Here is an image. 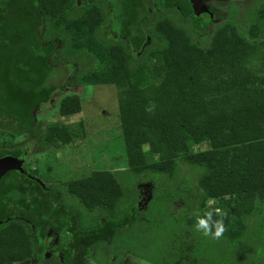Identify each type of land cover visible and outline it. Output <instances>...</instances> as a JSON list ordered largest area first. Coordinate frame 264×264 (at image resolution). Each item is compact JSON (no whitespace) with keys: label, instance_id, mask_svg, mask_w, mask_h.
<instances>
[{"label":"trees","instance_id":"obj_1","mask_svg":"<svg viewBox=\"0 0 264 264\" xmlns=\"http://www.w3.org/2000/svg\"><path fill=\"white\" fill-rule=\"evenodd\" d=\"M208 10L196 15L189 0H0V129L51 148L70 134L64 126L43 128L34 111L69 86L114 85L130 168L122 182L127 186L132 177L145 175L149 183L138 189L135 202L126 189L129 200L117 207L124 188L111 172H93L62 189L51 187L46 195L40 185L30 186L40 191L38 197L36 191L18 193L26 174L6 173L0 188V264L47 263L52 257L59 264L100 259L114 264L125 253L164 264L171 247L160 246L166 236L163 243L172 242L182 257L234 264L220 242L236 247L252 217L264 236V7L253 11L248 37L224 27L202 46L183 28L192 30L190 16L201 25L214 20ZM56 73L63 75L60 85L51 81ZM81 111V99L70 96L58 113L70 117ZM29 151L26 145L2 146L0 159L25 158ZM145 155L151 163H144ZM178 160L194 181L183 174L178 190L184 198L174 193L171 202L155 200L154 182L175 177ZM191 187L193 193L186 194ZM141 191H148L146 202ZM3 199L17 209L3 212ZM195 201L216 205L206 211L202 205L187 216ZM177 203L186 204L183 213L170 209ZM217 208L223 226L234 224L236 235L224 232L212 245L176 234L183 223L191 228ZM50 234H57L58 246L45 251Z\"/></svg>","mask_w":264,"mask_h":264},{"label":"rangeland","instance_id":"obj_2","mask_svg":"<svg viewBox=\"0 0 264 264\" xmlns=\"http://www.w3.org/2000/svg\"><path fill=\"white\" fill-rule=\"evenodd\" d=\"M204 1L215 19L212 21L208 20L204 25H201L194 16H190L192 30L187 29L186 27L183 28L195 43L201 44L202 46H206L208 40L210 41L211 36L224 27L234 29L238 31L241 36L248 37L247 30L253 23V11L257 10L259 7H264V0ZM152 33L153 32H150V35ZM155 40H157L156 46H160L161 41L158 38ZM259 41L260 40L257 39L251 42L257 44ZM151 43L152 41H150V44ZM74 46V48H76L75 44ZM64 76L66 77V74H64ZM62 77V74L56 73L51 81L54 80V84L60 85L64 81ZM118 95L119 90L114 85H85L81 87L69 86L64 92H57L53 94L51 101L48 104L38 107L34 111V115L43 128L64 126L67 128L70 135L65 136L63 141L55 139L51 148L40 149V146L37 143L29 142L27 137L24 135H15L9 130L0 129V147H22L24 145L30 147L29 154L22 162V170L26 174H29V172L33 173L37 176L38 182L42 183L44 186L58 187L62 189L61 187L65 183L71 180L88 177L93 172H111L116 175L119 183L122 184L125 194L123 198L115 201L116 206H124L128 202L129 199L126 197L128 191H126V189H128L129 193L133 195L132 198L135 202V195L138 189L143 187L146 182V185L149 184L148 180H145L148 176L145 177V175H141L132 177L135 179L127 186L122 182L125 178H129L127 175L129 174L128 172L130 171V168L128 166L124 139L120 129ZM70 96H78L81 99L82 111L80 114L74 116L61 117L58 113L60 104L66 97ZM205 146L203 145L202 149L205 148ZM198 149L201 150L200 147ZM44 150H46V152H40ZM143 161L144 163H151L152 160L150 157H146L145 155ZM177 165L176 176L173 177L175 179L171 176L167 178L164 176L160 183L149 180V182L152 181V183H155L153 190L155 200L163 198L171 202L172 199L176 197L175 194L184 198L182 195L184 191H180L182 193L180 194L178 187L183 174H189L188 168L183 161L178 160ZM124 171L127 172L124 173ZM189 175L194 181L193 177H195V175ZM152 177L156 180L160 179L159 175H153ZM60 189L59 191H61ZM193 191V187H191L190 190L185 193L192 194ZM198 192V195L201 194L200 190ZM63 197L65 198V201H68V204L71 202V205L69 204L70 206H77L78 209L79 206L77 202L75 203L73 201L72 203L68 195L64 194ZM182 198H180L179 201H181ZM153 204L155 203L152 202L150 204L149 213L155 209ZM185 205L179 203L173 204L170 209L176 208L178 209V211H176L177 213H183L186 208ZM190 205L193 210L191 213L188 212L187 216L193 217L199 213L201 209L200 207L203 203L195 201ZM215 205L216 201H210L208 203H204V208L202 207V209L206 211ZM97 211L98 209H94V212ZM255 220L256 218L254 217L247 220L249 229L244 234L242 239L236 244V247L232 248L230 243L226 240L220 242V244H224L227 250V258L232 259L234 264H264V236L259 233L260 231L258 227L255 226ZM185 226L186 225L183 223V225H181L176 231V234H185L189 235V237L195 235L201 242L211 243L212 245L218 244L216 239L211 234L204 236L202 232L197 231L195 226L191 228H187ZM223 229L222 233L229 232V234L233 236L238 233L234 224H225ZM167 234L168 232H166L164 236ZM178 238L180 239V237L175 236L174 240H177ZM164 240H167V236L161 241L160 246H163V248L171 246L167 255V259L169 260H167L164 264H183L190 262L191 260L197 261L200 264H222L219 261L214 262L210 260L209 262L210 258L207 257H182L178 254V250L175 249L172 242H169L166 246L165 243H163ZM53 241L54 236L53 234H50L48 240L44 243L45 251H49ZM66 244L67 243L65 241L64 246H66ZM257 249H260L259 254L256 253ZM48 261L50 262L43 263L38 260H30L18 264H59L54 257ZM101 262L103 261L100 259L98 263L100 264ZM114 264L152 263L134 255L125 253Z\"/></svg>","mask_w":264,"mask_h":264},{"label":"flooded vegetation","instance_id":"obj_3","mask_svg":"<svg viewBox=\"0 0 264 264\" xmlns=\"http://www.w3.org/2000/svg\"><path fill=\"white\" fill-rule=\"evenodd\" d=\"M204 1V0H203ZM204 3H205V1H204ZM205 5L207 6V4L205 3ZM207 8H209L208 6H207ZM7 158H16V159H19V160H24V158H18V157H14V156H11V155H7V156H5V157H2L0 160H2V159H7ZM23 165V164H22ZM12 172H17V173H23V174H26L25 172H21L20 170H15V171H11V173ZM29 174H31V175H29ZM29 174H26V178H27V180L24 182V183H19V184H22L24 187H22L20 190H18L19 192V194H22V196H24V194L27 192V193H33V192H35L36 191V197H38L37 195H39V193H40V191L37 189L36 190V188L35 187H33V188H31L32 186H39L40 185V187L43 189L42 191H43V194L45 193V192H47L46 190H48L49 188H51V187H49V186H44L42 183H40V182H38V179H37V176H35L33 173H31V172H29ZM19 184H18V186H19ZM31 186V187H30ZM2 187V184H1V181H0V188ZM30 187V188H29ZM6 189H8V188H5V190ZM30 191V192H29ZM39 192V193H38ZM26 193V194H27ZM44 195H46V194H44ZM59 196H61V195H59ZM141 201L142 202H146L147 201V199H148V196H149V194H148V191H141ZM52 197H54L55 198V196H52ZM58 196L56 195V198H57ZM146 197V198H145ZM3 203L5 204V207H3L2 205H1V209H2V211L3 212H7V213H9V211H10V209H17V208H15L16 207V205H13V203H10V201H9V199H3ZM2 203V204H3ZM145 204V203H144ZM53 236H54V241H53V244L51 245V247L49 248V250H51L54 246H58V238H57V234H53ZM48 240V239H47ZM45 243V242H44Z\"/></svg>","mask_w":264,"mask_h":264},{"label":"clouds","instance_id":"obj_4","mask_svg":"<svg viewBox=\"0 0 264 264\" xmlns=\"http://www.w3.org/2000/svg\"><path fill=\"white\" fill-rule=\"evenodd\" d=\"M217 216V219H213V216ZM220 209H213L212 211L204 213L203 216L198 217L195 222L197 231L202 232L204 236L212 235L215 238H219L223 232V223Z\"/></svg>","mask_w":264,"mask_h":264},{"label":"water","instance_id":"obj_5","mask_svg":"<svg viewBox=\"0 0 264 264\" xmlns=\"http://www.w3.org/2000/svg\"><path fill=\"white\" fill-rule=\"evenodd\" d=\"M191 7L196 15H203L208 13V8L203 0H189ZM22 160L16 158H7L0 160V181L11 171L22 170Z\"/></svg>","mask_w":264,"mask_h":264}]
</instances>
